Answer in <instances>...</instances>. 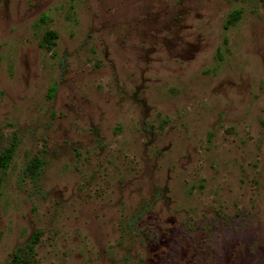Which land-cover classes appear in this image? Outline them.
Listing matches in <instances>:
<instances>
[{
    "label": "rangeland",
    "instance_id": "1",
    "mask_svg": "<svg viewBox=\"0 0 264 264\" xmlns=\"http://www.w3.org/2000/svg\"><path fill=\"white\" fill-rule=\"evenodd\" d=\"M13 142L0 264H264V0H0Z\"/></svg>",
    "mask_w": 264,
    "mask_h": 264
},
{
    "label": "trees",
    "instance_id": "2",
    "mask_svg": "<svg viewBox=\"0 0 264 264\" xmlns=\"http://www.w3.org/2000/svg\"><path fill=\"white\" fill-rule=\"evenodd\" d=\"M240 18V12H235L234 15L231 18V22L234 23L238 21ZM55 38H57V34L55 32H49L46 36V39L49 41H53ZM17 144L13 142L10 146L4 148L0 152V184L4 178V176L7 173V170L10 167L12 158L15 153ZM41 160L38 158H35L31 165L29 166V171L31 174L38 173V169L40 168ZM39 241L38 236L36 235L32 242L27 246V250L24 248H19L18 251L14 254L11 262L9 264H32V256L34 255L35 251V244H37Z\"/></svg>",
    "mask_w": 264,
    "mask_h": 264
}]
</instances>
